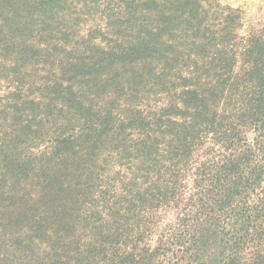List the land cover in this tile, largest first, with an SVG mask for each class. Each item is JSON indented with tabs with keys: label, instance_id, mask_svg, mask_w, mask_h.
<instances>
[{
	"label": "trees",
	"instance_id": "trees-1",
	"mask_svg": "<svg viewBox=\"0 0 264 264\" xmlns=\"http://www.w3.org/2000/svg\"><path fill=\"white\" fill-rule=\"evenodd\" d=\"M0 264H264V26L0 0Z\"/></svg>",
	"mask_w": 264,
	"mask_h": 264
},
{
	"label": "rangeland",
	"instance_id": "rangeland-1",
	"mask_svg": "<svg viewBox=\"0 0 264 264\" xmlns=\"http://www.w3.org/2000/svg\"><path fill=\"white\" fill-rule=\"evenodd\" d=\"M219 2L240 11L243 33L264 26V0H219Z\"/></svg>",
	"mask_w": 264,
	"mask_h": 264
}]
</instances>
